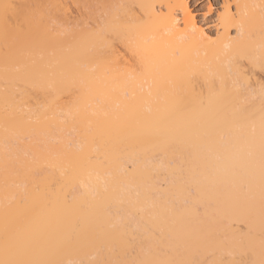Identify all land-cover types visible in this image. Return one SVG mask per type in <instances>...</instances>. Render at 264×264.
I'll list each match as a JSON object with an SVG mask.
<instances>
[{
	"label": "bare ground",
	"instance_id": "6f19581e",
	"mask_svg": "<svg viewBox=\"0 0 264 264\" xmlns=\"http://www.w3.org/2000/svg\"><path fill=\"white\" fill-rule=\"evenodd\" d=\"M220 1V11L216 13L215 19L211 23L215 31L214 39H211L209 33H206L203 28L195 22L194 17L191 15L187 0H0V264H6L7 258L9 264H15L14 256L16 260L22 257L19 260L22 264H31L32 262H36V264H47L49 263L45 258L47 253L50 254L49 264H51V262L52 264H76V261L79 262L77 264H107V260L108 264H111L112 260H114L115 264L118 263L117 259L119 260L118 264H264V0ZM72 7L75 9V12H72L74 11ZM70 12H72V14H70ZM180 79H182V82L187 79H192L191 81L199 79L207 83L208 87L205 85V87H207L206 91L211 97H208L209 95L205 93L208 100L205 102L204 106H202V103L199 101L200 93H198L199 96L196 95V92H194L195 94L193 93L195 96H193V94L191 95L192 91H194L192 90L193 88L191 89V93L188 92V94L191 95L190 98V96L187 97V91H184L181 95L178 93L179 91L177 93L174 92L177 90L175 88H171L172 92L164 91L166 89L164 85L165 89H163V91L161 89L164 87L159 89L161 92H157L158 90L152 91L153 100L143 99L141 101L142 103L139 104V109L137 108L138 111L135 110L137 113L135 115L133 113L132 115L130 114V116H135V118L133 116V119L129 116L130 119L128 121L132 120V123L124 120L128 116L124 114V107L128 110V105L125 103L126 100L125 102L123 101L124 98L123 100L121 99L122 97H120V95L128 94V91L122 92L126 90L124 87L131 82L127 83L126 80H133L131 85L129 84L135 87L131 95H137L142 98L144 95L141 94L136 86L145 87L146 90L148 88L147 86L153 85L150 81L169 80L170 82ZM89 80L106 81V83L108 81V84L110 83L109 81L124 80L127 84L120 82L124 85L122 87H120V83L118 85L115 84L117 88L114 86V88H112L110 86L111 83L109 85H106V83H102V85L99 84L101 85L100 90H95V95L101 96L95 99L98 103H94L93 100V103H89V105L86 102L87 100H80L82 101L80 104L84 101L85 104L83 103V106L77 105L78 108H76L77 106L74 107L75 105L69 108L65 107L64 111L69 112L72 108H75L74 115H76L77 112L81 115L80 118H77V116L79 117L78 113L77 116H74L78 122L75 121L76 119L74 120V118L71 119V116H73L72 112L68 113L71 116L67 115L68 118H65L66 120L70 119V122L68 121L69 125L72 121L76 122L77 125L82 123L78 126L75 125L74 122V124L72 123L73 126H71L77 132L74 131L71 126L68 127L69 129L64 127L68 125L64 117L59 118L58 116L55 117V119L51 118V120L55 122L50 120L52 123H48L51 117L49 115L51 114L49 109H52L50 108L52 98H50V96L58 95V92L61 93V90L66 92L70 87H72L71 91L73 90V92L76 88L75 90H77V93L80 91V94L84 92V95L86 92L91 94L94 91L91 90V87L95 83L90 82L91 84H88L87 81ZM135 80H139L140 82L137 81V83H135ZM142 81L146 82L144 83ZM209 81H215L216 84H214L215 82H211V85ZM180 85L185 88L183 84ZM180 85H178V83L176 84L181 91ZM103 86L105 87L104 89H102ZM107 86H110V88ZM170 87H173V85ZM216 87L219 89L220 94H218V96L216 94L215 96L214 92L213 98V94L208 92V90H212L213 92ZM155 88L157 87L155 86ZM217 88L216 90L218 91ZM90 94L87 95V97L92 96ZM185 94L187 95L185 96L186 99L189 98L191 100V111L194 113H191L193 116L190 118H193V121L188 118L189 114L187 118L192 122L190 124L185 119L188 123L186 124L184 122V125L181 126L183 127L181 128L182 132L178 131L179 128H177L175 124H172L174 122V120L171 119L172 117H166L169 118L167 119L168 121L164 118V120H162L163 122L165 121L163 125L159 123V126L162 127L156 130L159 129V132L161 130V134L158 132L156 136L161 135V137L159 136L161 139L156 137L157 141H155L161 142L160 146L159 143L157 144L159 146L158 149L161 148L158 157L143 158L140 154L135 153L136 149L134 153H127L128 155L126 154L124 157L121 156L122 158L119 156L120 154L117 153L120 157L117 160L122 159L120 160V165H118L119 168L116 164V172H118V174L112 176L111 173H105L106 171L99 172V174H97V171H95V173L91 171L89 174L88 172H83V175L80 174L81 180L80 178H77L78 181L74 179V184H72L74 185L73 192L75 197L70 195V202L76 197L79 198V196H81L82 198L81 200L79 198V202L73 200V202H69L68 204L65 202L66 198L62 196L65 204L60 203L59 199L62 200V198L59 196V191L57 192L59 194L58 196L52 193L54 194L53 197L56 196L57 198H50L47 187L51 185L50 181L52 182L51 175L54 173L53 170L55 168L54 171L62 173L65 168H62L63 170L61 172V169H56V167H60L59 164H61V162L58 164L60 156H56L55 159L50 160L51 156H49V154L51 155V153L49 152H52L53 145L55 144H53L54 142L52 143V137L49 136V128L53 126L51 128L52 133V129L57 130L58 127L64 129V131L62 130L63 132L60 133L62 138L65 136L63 135L65 131H71L73 138L70 136L72 139L69 138V140L71 139L69 142L65 143L64 139L66 136L62 139L59 134V137L57 136V141L63 142L60 143V145L56 144L54 146V149L65 147V150H69H67L68 153H70L69 156L66 155L67 151L64 154L65 150H63L65 160H73L77 156L76 158L81 161V155L84 150L81 148L82 146H85L84 148L86 149L88 148L87 146H90L88 149L95 152V154L97 153L96 156L99 154L97 158H100V155H103L104 158H111V155L108 157L110 152V154H112L111 147H108L110 148V152L108 150H104L106 151L104 152L103 148L106 147L101 143L104 142V144L107 145V143L111 142L107 139H110L109 137L112 135V130L110 129L113 127L112 123H115L114 126H117V120L120 117L125 121L120 124L121 126L122 124L125 126L121 127V131H118V133H120L122 131L124 132V130L126 131V124L133 128L134 126H138L137 123L140 121L138 123L141 124L138 126L139 128L134 127V130L130 128L131 132L129 133L131 134L135 130L136 132L141 130L140 135L142 137L144 136V141L142 140L143 143H138L141 146H143L144 143L147 145V139L149 137L145 140L146 135H142V130L143 128L144 130H150L153 126H149L150 128H148L146 125L145 127V119L148 118V123L151 125L152 120L156 119L150 121L148 116L154 112H158L159 115L161 113L167 115L171 113L170 111H177L180 109H177V103H179L180 100L177 101L178 98L176 100L174 98L179 95L182 97V95ZM36 95L42 96V99L44 96L43 101H45L46 104L42 101L43 107L40 103L38 104V102L32 101L31 96L37 100ZM146 95H149V92ZM126 96L125 98L127 99ZM25 97H29L31 100ZM24 98L27 101L30 100V103H37V105L33 103L34 108H30L31 110L28 111V108L24 107L27 104H23V102H29H26ZM209 100H211V102ZM31 105L30 107H32ZM86 105H89L87 106L89 109H87ZM187 105L188 103L186 107ZM18 106H23L24 109H22V107L18 108ZM172 106L176 108L174 109ZM39 107L44 109L41 111ZM21 109L23 112L26 110L27 114L26 112L23 113ZM39 110L41 113L43 112V114L37 112ZM129 110L131 109L129 108ZM34 111L37 112L38 118L36 115H33L36 114ZM121 111L124 115H121ZM131 111H129V113ZM28 112L30 113L29 115ZM62 116H64V114ZM138 116L142 120H138ZM61 118L63 119V123ZM59 119H61V121ZM79 119L83 121L81 120V122H79ZM135 119L138 122L135 121ZM169 120L173 122L171 123ZM181 121L183 122L184 120ZM53 122L56 125L55 127L52 125ZM57 122L58 124H56ZM134 122H136L135 125H133ZM86 123H88L90 127L95 125V127H97L95 129L97 130L90 128L88 124L86 129L84 127L87 126L85 125ZM188 124L193 125L189 127L193 128L192 131L187 127ZM48 125L52 126L49 127ZM120 125L118 124L117 127L120 128ZM184 127L186 129H184ZM45 129H47L48 132ZM61 129L59 128L60 132ZM106 129L111 133L108 132L106 133L107 135H105V132H107ZM152 129H154V127ZM59 130L57 131L59 132ZM98 130L104 133L103 136L100 132L101 136L103 138L106 137V139L101 141L103 138L99 134V138H96L98 136L91 137L94 144L89 141L90 144L86 142L89 145L83 142V136L87 133L89 134V132L90 135L93 132L95 133V131L98 133ZM116 130L113 132L116 133ZM156 130L154 134H156ZM40 131H43V134L42 132L40 134ZM72 131L75 132L73 134H75L78 139H74L75 135L72 134ZM84 131L87 133L85 134ZM136 132H134L135 134L133 133L134 136H136ZM148 132L149 131H145L144 133L148 134ZM178 132L182 135L184 132L185 135L183 138H187V134L189 135L191 133V137L188 136L186 140L189 141V144L185 145V148L183 145L188 142L184 143L186 141L180 139V142L183 144H181V148L183 147L182 149L186 150V148H190V155L187 154L186 150L183 153L184 158L180 155L182 152H174L172 151L173 149H171L173 148L172 142H174V145L178 143L180 135ZM118 133L113 134V137L117 138L115 135ZM15 135L18 140L21 139L20 137L23 139L24 137L25 139L31 138L28 144H21L26 147L18 145L19 148L17 146L20 151L16 149L17 147H12V145H15V141L13 142L14 138H16ZM108 135L110 136L108 137ZM137 135L139 134L137 133ZM182 135H180V137H182ZM59 138L62 139V141ZM85 138L84 140H87L88 136H85ZM93 138L95 140H100L102 138L100 140L101 143L99 141L100 145H97L99 149L96 146L98 140L95 142ZM151 138L152 136L150 139ZM190 138H193V143L189 140ZM23 139L18 141L16 145L20 144ZM154 139L152 140L154 141ZM79 140L85 144L82 145ZM105 140H107V143H105ZM57 141H55V143ZM11 142H13V144H11ZM49 142L53 145H50ZM64 143L65 145L63 146ZM129 143L131 146V142ZM113 144H115V142L110 145ZM67 145L73 146L71 147V149H73L71 150L66 147ZM80 145L82 146L80 147ZM139 145H137V147H139ZM157 145L156 147H158ZM91 146H93L92 149ZM178 146L180 147V144ZM150 147H148V149ZM50 148H52V150ZM175 148L176 147H174V149ZM25 149H27V151ZM80 149L82 150V154L80 155L79 153L80 157L79 155L75 156V153L77 154L78 151L80 152ZM117 149L118 148L114 150ZM145 150L143 149V151ZM18 151L22 153L20 154ZM25 151L28 154L25 153ZM85 152L86 150L84 153ZM103 153H107L106 157ZM175 153L178 156H176ZM185 153L190 157H185ZM62 155L61 160L64 157H62ZM24 156H31V158ZM96 156L94 155V157ZM57 157H59V159ZM186 158L190 159V161ZM111 159L113 160L114 158ZM50 161H52L51 164ZM185 161L191 162L190 167H188V169L190 168L191 170V172L188 171L190 176L184 171L182 172L183 174H180L181 170L179 167L182 168L181 165L186 167L189 164L188 162L185 166L184 163H187ZM74 162L76 163V160H73V164ZM175 162H177L178 166L176 170L174 169V172L177 173L178 170H180L178 172L180 176L182 175L183 177L185 173L187 176L185 175L183 178L188 177L186 180L178 176L182 178V182H180V179L178 178V180L175 176L177 182H180L177 188L173 187L175 183H177L175 182L176 180L173 181V178L171 179V174H169L170 171L174 176V172L168 169L169 166L172 169V165H174ZM54 163L56 165H53ZM63 164L65 165V163ZM73 164H71V166ZM74 165L76 167V164ZM74 165L72 166L73 168H70V171L66 169L68 175L74 174ZM49 166L53 168H49ZM65 166L66 168L71 167H67V163ZM81 167L82 165L79 167V170ZM129 167H134L135 169L137 167V170H141L142 174L146 172L144 177L148 175L147 173H162L161 177L164 180L161 179L160 182L164 183V186L168 184L167 181L170 183L175 182L173 183L174 185L169 184L165 187L166 193L172 192V189L175 188L173 189V194H170L172 197L164 193L165 191L163 190L164 192H162V194L164 193L167 198H164L165 195L163 194L164 196L162 195V197L164 199L161 197L163 202L161 200V202H158L157 193H160V191L157 189L158 185L154 184L153 178L149 179V177H151L150 175L144 180V182L149 180V183L145 182L147 183L145 186L143 184L144 182L142 184L139 183L140 185H136V182L132 184L133 179H130L131 182L128 180L130 177H126L128 179L117 180V178L125 177L121 175L124 174V172L126 173ZM48 169L50 173L52 171L51 175L50 173L46 174L49 171ZM188 169H186V171ZM166 171L168 172L167 177H165ZM86 173L89 176H87ZM109 174L112 178L109 177ZM34 175L37 176V179L34 178ZM84 175H86V177ZM106 176L109 177V179ZM18 177H21L26 184L23 190L20 184V180L22 179ZM110 179L117 180L120 184L114 180L111 182ZM150 181L153 182L151 183ZM186 181L189 182L190 186L189 188L186 187L187 190L183 188V185L186 186ZM13 182L19 184L21 189H17L19 187H17L18 185L15 186V183L12 185ZM47 184L50 185L48 186ZM141 185L144 186V188L142 187L143 191H147H145L147 193L145 195H148L152 199L148 196H146L148 197L146 198L142 194V189H140ZM171 185H173V188L168 191ZM34 186H36L37 189H34ZM103 194L108 195L105 197ZM153 194L156 195L155 200L157 201L156 204L159 203L158 205H155V202H153ZM101 196H103V200L109 197L110 202L113 201L114 203L115 201L114 204L119 202V204L117 203L118 206L112 205L113 203H111L112 207H108L107 211L106 209L104 210L106 205L102 207V210L105 212L98 210L95 204H101ZM111 196H114V199ZM170 197L172 199H169ZM78 198H76L77 201ZM83 199H86V204L89 202L88 206L86 205L85 207ZM90 201H92L93 204L90 203ZM177 201L181 202H179L180 206ZM121 203H123L122 206H120ZM187 203L189 205L186 207ZM70 204L74 205V207ZM123 205L126 208L124 209L127 210L126 212L120 210L123 209ZM81 206L89 210H87L88 214L82 212V210L85 211V208L83 209ZM92 206H94V209ZM114 207L120 211L115 214L111 213L109 209L111 208L112 210ZM136 212L139 213V218L140 216L142 218L141 223L138 222L139 220H135L136 217V219H139ZM101 215L102 220L104 219V221H106V223L103 222L102 226L104 224L107 226L108 224L107 227H109V232L116 230V228L120 226L121 228L119 229L122 231H119L122 233L125 232V235L128 236L126 237L124 235L126 239L125 237L123 238L125 240H127V238L129 239V237L131 238L130 245H128L130 242H128V240L127 242L124 241V243L116 241L117 244H113V246H120L118 249L121 248V252L119 255H115L113 254L114 252H111L112 256L110 259L107 258V255H109V250H112L113 246L112 244L109 246L110 241L107 245V242L104 241L106 240L105 233L102 231L99 232L100 228H102V226H100L102 220L99 218ZM82 217L85 218L83 219ZM86 217L88 220H86ZM95 217L99 218L98 221H101L99 222L100 228L98 227V230H96L98 232L94 231L96 234L95 236H91V238L86 235L87 237H83V239H85L81 241L86 242L87 239V243L89 244L93 241H97L95 244H99L100 241L98 242V239L101 237L102 232V237L104 235L105 238H100L102 241L99 245H105L106 248H109V253H106L105 256V258H107L106 262L102 260L104 256L102 255L99 258L101 254L97 252V256L94 255L96 253H91V251L90 253L86 252L85 255L88 254V257H85L87 258L85 261L83 260L85 258L81 259L85 255H81V257L77 256L80 259H77L75 256L69 257V255H65L68 258H63V260H65L64 262L58 258L60 253H53L52 255V253L47 251L50 239L52 240L53 237L57 235L53 234L55 232L54 229L57 231L63 221L75 222L76 220L77 222V219H79L78 222L82 220L83 223V221H94L96 219ZM180 217H185V219H183L184 221H181ZM38 221L46 222L45 225L42 223V227H37L40 230H37L35 225ZM56 221L57 224H59L58 226L55 223ZM51 223L52 225L55 224L54 226L56 228L52 226ZM8 224H11L10 227ZM22 224L23 226L27 224V226L25 225V231H22V229L19 230ZM28 224L31 225L29 228H27ZM47 224H49L48 228L50 227L51 229L47 230ZM32 225L33 228L35 226L34 230L33 228H31L32 230L30 229ZM107 227H105V229ZM128 228L131 229V233ZM29 229L32 233H30ZM103 229L104 228H102V230ZM35 230H37L36 234ZM75 230L77 231V228ZM75 230L73 229V232ZM43 231L46 232L42 234ZM76 231L74 233L75 236L70 237L73 241H77L81 230L78 229L79 232ZM134 231L136 233L140 232L139 234L142 236L136 241L138 245L132 239H136L137 236L139 237L140 235H133L135 233ZM39 232L41 233L39 234ZM127 232L129 233L127 234ZM29 233L37 235L38 237L36 238L34 235L31 236ZM20 234H23V236L25 235V240L29 239V242L28 240H26V242H28L29 246L31 245L29 248L31 252H33L32 254L26 253L25 248L23 251V249L21 250L19 247L18 244H21L20 242L22 240ZM45 234L49 235L46 237ZM26 235L31 238H27ZM43 235H45L44 238L42 237ZM118 235L119 238H117L123 241V238H121L122 234L119 232ZM48 236L50 238H48ZM32 237L35 239L32 241L34 245L32 242L30 243ZM46 238L49 239H47L48 245L41 244L43 241L47 242ZM142 238L143 240L141 241L140 239ZM88 239H92V242H89L90 240ZM102 242L104 243L102 244ZM132 242L135 243V246L133 245L134 247L131 246L133 244ZM140 245H142V247ZM128 246L129 248H127ZM32 247L35 248L32 249ZM36 247H38L39 252L42 253L40 254L42 255L40 259L42 258L44 260L38 258L36 261ZM100 247L99 249H102V246ZM131 247L132 249L136 248V250H131ZM12 248L14 251L16 249L17 252H14ZM106 248L104 249L106 250ZM18 250H21L20 253ZM122 250L124 252L127 251L124 254ZM132 251L138 252L134 253ZM13 252L14 254L16 253L17 256L14 255ZM22 252L23 254H21ZM129 252L132 253L128 255ZM43 253L46 254L44 255ZM28 255L30 256L28 257ZM31 255L35 257L33 258ZM117 255L119 257H117ZM121 255H125L127 258L125 259V256L121 257ZM74 257L76 260H74Z\"/></svg>",
	"mask_w": 264,
	"mask_h": 264
},
{
	"label": "rangeland",
	"instance_id": "374dc122",
	"mask_svg": "<svg viewBox=\"0 0 264 264\" xmlns=\"http://www.w3.org/2000/svg\"><path fill=\"white\" fill-rule=\"evenodd\" d=\"M187 3H188V5H189V9H190L191 15L194 17L195 22H197V24H198L199 26H201V27L203 28V30H204L206 33H209V35L211 36V39H214L215 31H214V29H213L211 23H212L213 20L215 19V15H216V13H218V12L220 11V8H221V1H220V0H187ZM72 8H73V7H72ZM72 8H71V9H72ZM72 10H74V11H72V12H75V9H74V8H73ZM70 11H71V10H70ZM72 12H70V14H72ZM73 14H75V13H73ZM72 17H73V16H72ZM209 31H210V32H209ZM211 31H212V33H211ZM191 80H192V79H191ZM191 80H190V79H187V80H185V81L183 80V82H182V79H180V80H175V81H170V82H169V80L150 81V82L153 83V85H151V86H147L148 88H147L146 90H145V87L140 86V87H141V89H140L139 86H136V88L140 90L141 94L144 95V97H142V98L139 97V96H137V95H131V93H133V90H134V88H135V87L130 86V85H131V82H133V80H129V81L126 80L127 83H129V82L131 81V82L129 83L130 85L127 84L126 81H124V80H123V81H122V80H120V81L117 80L118 83H117V81H109V82L111 83V84H110V83H109V84H110V86H111L112 88H114V87L117 88L115 84L118 85L120 82L123 83V84H127V86L124 87L126 90H123L122 92H125V91L127 92V91H128V94H126V95H128V96H126L125 94H121L120 97H122V98H121L122 100H123V98H124L123 101L125 102V100H126L125 103L128 105V106L125 105V106L128 107V110H127V108L124 107V109H125V113H124V114H125V116L128 115L124 120H125V121H128L130 118L133 119V116L137 113L136 111H138V109H139V104L142 103L141 101H142L143 99L146 98L147 100H153V92H154V91H157V90H158L157 92H161V90L163 91V89H165V86H166V89H165L164 91H167V92L170 91V92H172V89L175 88V89H177V90H175L174 92L177 93V92L179 91L178 93H179L180 95L183 94L184 91H185V92L187 91V94H188V92L191 93L192 90H194V91H192L191 95H192L194 92H196V93H197L196 95L199 96L198 93H200L199 101H200V103H202V106H204L205 102L208 100V97H211V96L209 95V93H207V91H206L208 85H207V83H205V81H201V80H199V79H198V80L195 79V80H193V81H191ZM135 81H136V80H135ZM135 81H134V82H135ZM137 81L140 82L139 80H137ZM137 81H136L135 83H137ZM165 81H166V82H165ZM90 82H94V83H95V84H93V86L91 87V88H92L91 90H94V91H93L94 94H93V93H91V94L89 93V94L92 95V96H88V97H87V95H89L87 92H86V94H85L86 96L84 95L85 92H84L83 94H80L81 92H80L79 90H78V91H79V92H78L79 94H78V93L76 92L77 90H75L76 88L74 89V92H73V90L71 91L72 87H70V89L68 88V89L70 90V92H69V90H67L66 92H65L64 90H61V93L58 92V95L50 96V98L52 97V98H51V106H50V108H52V109H49V111H51V114H49L51 117H50L48 123L51 124V123H52L51 121H54V120H51V118L55 119V117H58V116H59V118H60V117H64L65 122H67V124H68V121L70 122V119H68V120H66V119L68 118L67 115H69V114H68L69 112H72V113H73V116L69 115V116H71V119L74 118V120H75L76 117H74V116H77V113H78V115H79V117L77 116V118H80L81 115L79 114V112L76 111L77 113H76V115H74V113H75V110H74V109H75V108H72V110L69 109V110H70L69 112L64 111V110H65V107H68V108H69V107H72V106H74V105H75L74 107H76L77 105H78V106H83L85 103H84V101H83L84 104H83V103H82L83 105L80 104V102H82V101H80V100H87V101H86L87 104H89V103H93V100H94V103H98V101L95 100V99H98V97H101V96H97V95H95V90H98V91H99L100 88H101L100 86L102 85V83H106V81H100V80H95V81H93V80H92V81L89 80V81H87L88 84H91ZM142 82H144V81H142ZM145 82H146V81H145ZM145 82H144V83H145ZM173 82H174V84H173ZM184 82H185V83H184ZM203 82H204V83H203ZM209 82L211 83V82H213V81H209ZM214 82H215V81H214ZM214 82H213V83H214ZM84 83H85V81H84ZM112 83H113L114 85H113ZM121 83H120V84H121ZM170 83H171V84H170ZM177 83H178V85L183 84V85L185 86V88H184L182 85H180V86H181V87H180V88H181V91H180V89H178V87L176 86ZM99 84H101V85H99ZM109 84H108V81H107L106 85H109ZM123 84H121L120 87L124 86ZM156 84H157V85H156ZM214 84H216V82H215ZM214 84H213V85H214ZM160 85H161V86H160ZM164 85H165V86H164ZM172 85H173V87H170V86H172ZM205 85H207V87H205ZM211 85H212V83H211ZM104 86H105V85H104ZM104 86H103L102 89H104V88L106 87V86H105V87H104ZM110 86H107V87L110 88ZM113 86H114V87H113ZM155 86H156L157 88H155ZM175 86H176V87H175ZM190 86H191V87H190ZM93 87H94V88H93ZM118 87H119V86H118ZM149 87H150V88H149ZM162 87H164V88H162ZM167 87H169V88H167ZM189 87H190V88H189ZM212 87H213V86H212ZM217 87H218V86H217ZM217 87H216V88H217ZM124 88H123V89H124ZM130 88H131V89H130ZM161 88H162V89H161ZM171 88H172V89H171ZM192 88H193V89H192ZM216 88H214L213 92H212V90H208V92H210L211 94H213V93L215 92V93H214L215 96H216V94H217V96H218V94H220V91H219L218 88H217V89H218V91H217ZM153 89H154V90H153ZM159 89H161V90H159ZM167 89H168V90H167ZM184 89H186V90H184ZM191 89H192V90H191ZM65 90H66V89H65ZM182 90H183V91H182ZM98 91H97V92H98ZM150 91H151V92H150ZM152 91H153V92H152ZM144 92H145V94H144ZM148 92H149V95H146V94H148ZM180 92H181V93H180ZM217 92H219V93H217ZM176 93H173V94H176ZM205 93H206V95H209V96L207 97V96L205 95ZM52 94H53V93H52ZM194 94H195V93H194ZM194 94H193V96H195ZM214 94L212 95L213 98H214ZM82 95H84V96H82ZM122 95H124V96H122ZM177 95H178V94H177ZM180 95H179V96H176V98H174L175 100L178 98L177 101L180 100V102L177 103V104H178L177 109H178V108H180V109H178V110L176 109L177 111L173 110V111H175V112L170 111L171 113H170V114H167L168 116H167V115H164V113H161V114L159 115L158 112H156V113L154 112L155 114L153 113V114L149 115L148 117L150 118V121H151L152 119H156V120H152L151 125H150V123H148L149 120H147L148 118L145 119V121H144V122H145V123H144V124H145V127H146V125H147L148 128H150L149 126H151V127L153 126L155 130H156L157 128H160V129H161L162 126H159V123H161L160 125H163L165 121L163 122L162 120H164V118H166V117H169V118L172 117L171 119H173L174 122H173V121H170V120H169V121H170L171 123L173 122L172 124H175L176 127L179 128L178 131H180V132H182V131H181V128H183V127H181V126L184 125V122H185L186 124H187L188 122L191 124V122L193 121V120H192L193 118H192V119L190 118L191 116H193V115L191 114V113L193 112V111H191V110H192V109H191V104H190V103H191V100H190L189 98H188V99H189L190 101H189L188 99H186V97H185V96H187L186 94H185V95H182V97H181ZM191 95L188 94L187 97L190 96V98H191ZM47 96H49V95H47ZM47 96H46V98H47ZM81 96H82V97H81ZM125 96L127 97V99L125 98ZM150 96H151V98H150ZM202 96H203V98H202ZM41 97H42V96H41ZM41 97L36 95V98H37V100H38V101H37V100H35V98H33V96H31L32 101L38 102V104L40 103V105L42 106V105H43V104H42V101L44 100V96H43V99H42ZM84 97H85V98H84ZM25 98L28 99L29 97H28V98L25 97ZM25 98H24V99H25ZM31 98H29V99L31 100ZM38 98H39V99H38ZM80 98H81V99H80ZM196 98H198V97H196ZM204 98H205V99H204ZM17 99H18V98H17ZM24 99H22V100H24ZM26 99H25V100H26ZM33 99H34V100H33ZM146 99H145V100H146ZM209 99H211V98H209ZM30 100H29V101H30ZM212 100H213V99H212ZM17 101H18V100H17ZM29 101L26 100V102H29ZM49 101H50V99H49ZM78 101H79V102H78ZM89 101H90V102H89ZM197 101H198V100H197ZM199 101H198V102H199ZM209 101L211 102V100H209ZM19 102L21 103L20 100H19ZM35 102H33V103H35ZM43 102H45V101H43ZM29 103H30V102H29ZM29 103H25V102H23V104H27V105H28ZM33 103H30L28 106L26 105V106H24V107H25V108H28L27 110L29 111V110H31L30 108H34V107H33ZM77 103H78V104H77ZM187 103H188V105H187V107H186V104H187ZM23 104H22V105H23ZM31 104H32V105H31ZM35 104L37 105V103H35ZM35 104H34V106H35ZM44 104H46V102H45ZM177 104H175V105H177ZM179 104H180L181 106H180ZM189 104H190V105H189ZM19 105H20V104H19ZM30 105H31L32 107H30ZM40 105H39V106H40ZM89 105H90V104H89ZM89 105H86V107L89 106ZM41 106H40V107H41ZM78 106H77L76 108H78ZM129 106H130V107H129ZM131 106H132V107H131ZM179 106H180V107H179ZM19 107H22V109H24L23 106H18V108H19ZM37 107H38V106H37ZM37 107H35V108H37ZM40 107H39V108H40ZM42 107H43V106H42ZM48 107H49V106H48ZM172 107H174V109L176 108L175 106H172ZM129 108H130L132 111L129 110ZM137 108H138V109H137ZM22 109H21V111L23 112ZM40 109H41V108H40ZM43 109H44V108H43ZM43 109H41V111H42ZM45 109H46V108H45ZM61 109H63V110H61ZM87 109H89V108L87 107ZM124 109H123V112H124ZM17 110H18V109H17ZM66 110H67V109H66ZM135 110H136V111H135ZM21 111H20V112H21ZM32 111H33V110H32ZM44 111H45V110H44ZM49 111H48V112H49ZM61 111H62L63 113H62ZM73 111H74V112H73ZM78 111H79V110H78ZM127 111H128V114H127ZM129 111H131V112L129 113ZM133 111H134V112H133ZM25 112H26V114H27V111H26V110H25L23 113H25ZM37 112H40V110L37 111ZM37 112L34 111V113H36V114H33V112H32V114H33L34 116L36 115V117H37V116H38V115H37ZM64 112H67V113H64ZM123 112H122V111L120 112V113H122L121 115H124ZM40 113H41V112H40ZM44 113H45V112H44ZM85 113H86V112H85ZM88 113H89V112H88ZM88 113H87V115H88ZM132 113H133L134 115H133V116H130V114L132 115ZM140 113H141V112H140ZM168 113H169V112H168ZM193 113H194V112H193ZM19 114H21V113H19ZM29 114H30V113L28 112V115H29ZM38 114H39V113H38ZM41 114H43V112H42ZM63 114H64V116H62ZM65 114H66V115H65ZM162 114H163V115H162ZM165 114H166V113H165ZM189 114H190V115H189ZM22 115H23V114H22ZM49 115H48V116H49ZM85 115H86V114H85ZM87 115H86V116H87ZM153 115H154V116H153ZM161 115H162V116H161ZM188 115H189V116H188ZM23 116H24V115H23ZM25 116H26V115H25ZM42 116H44V115H42ZM119 116H120V114H119ZM129 116H130V118H129ZM156 116H157V117H156ZM160 116H161V117H160ZM187 116H188L189 119L192 120L191 122H190V120H188ZM39 117H40V114H39ZM45 117H46V114H45ZM66 117H67V118H66ZM180 117H181V118H180ZM37 118H38V117H37ZM47 118H48V117H47ZM65 118H66V119H65ZM86 118H87V117H86ZM122 118H123V116H122ZM127 118H128V119H127ZM134 118H135V116H134ZM169 118H166V120L169 119ZM183 118H184V119H183ZM39 119H40V118H39ZM42 119H43V118H42ZM61 119H62V118H61ZM61 119H59V120L61 121ZM82 119H83V118H82ZM82 119H79V120H80L79 122H81ZM84 119H85V118H84ZM117 119H118V118H117ZM120 119H121V117L117 120V123H118L119 125H120L121 123L125 122V121H123L122 119H121V120H122V121H121ZM126 119H127V120H126ZM137 119L139 120V119H141V118H139V116H138ZM160 119H161V121H160ZM185 119H186L188 122H187ZM43 120H45V119H43ZM50 120H51V121H50ZM59 120H58V122H59ZM141 120H142V119H141ZM146 120H147V121H146ZM176 120H177V121H176ZM181 120H184V121L182 122ZM45 121H46V120H45ZM75 121L78 122L77 119H76ZM82 121H83V120H82ZM118 121H119L120 123H119ZM135 121H137V120L135 119ZM154 121H155V122H154ZM158 121H159V122H158ZM167 121H168V120H167ZM54 122H55V121H54ZM54 122H53L52 125H54V127H55L56 125H55ZM58 122H57L56 124H58ZM73 122H74V121H72V123H73ZM85 122H86V120H85ZM128 122H131V123H132V120H130V121H128ZM137 122H138V121H137ZM139 122H140V121H139ZM139 122H138V123H139ZM146 122H147V124H146ZM153 122H154V123H153ZM162 122H163V123H162ZM60 123H61V122H60ZM62 123H63V119H62ZM72 123H71L70 125H69V124H68V125H65V124H64V125H65L64 127H67V128H68L69 126L72 125ZM74 123H75V125H77L76 122H74ZM74 123H73V124H74ZM117 123H116V124H117ZM131 123H130V125H131ZM135 123H136V122H134L133 125H135ZM138 123H137L138 126L141 125V124H138ZM193 123H194V122H193ZM79 124H82V123H79ZM79 124H78V125H79ZM87 124H88V123H86L85 125H87ZM114 124H115V123H114ZM114 124L112 123V126H113V127H116V128H113V127L110 128V129L112 130V131H111V132H112V135L110 134L112 137H111L110 135H108V137L110 136V137H109L110 139H107L109 142H110V141H111V142H110V143H107V142H106L107 140H105V143H107L108 146L105 145L104 142L101 143V141H103L104 139H106V137L103 138V137L101 136L100 132L102 133L103 136H104V133H103L102 131H100V130H98L99 132L97 131L98 133H96V131H95V133H94V132L91 133V135H92V134H98V135H92V136L90 135V132H89V134H88L87 132H85V131H86V130H85V131H84L85 134H86V133L88 134V135L86 134L85 136H88V139H87V140H84V139H86L85 136H83L84 138L82 137L83 142L86 143V142L89 141L90 143L93 142V144H94V141L91 140V137H93V136H98V137H96V138H99V134H100V136L103 138V139L101 138L102 140L100 139L101 141L98 140V139H97L98 141L95 140L94 138H93V139L95 140V142L97 141L98 143H99V141H100V143L103 144L104 147H106V148H103V151H104V150H108V151L110 152V148H108V147H111V149H112L111 151H112V154H113V155L110 154V153H111V152H110L109 155H108V157L111 155V156H112L111 158H114V159H113L114 161H113L110 157H109V158L106 157V154H107L108 152H107L106 154L103 153V154H105V157H106V158H104L103 155H100V158H97L99 154L96 156L97 153L95 154V152H92L90 149H88V148H90V146H87V147H88L87 149L84 148L85 146H82V145H84L85 143L83 144V142L80 141V140H81V138H80L79 141H80V143H82V145H80V147L82 146L81 148L84 149V150H83V154L81 153V152H82L81 149H80V152L78 151L77 154L75 153V156H76V155H79V153H80V155L82 154V155H81V161H82V162H81L78 158H76L77 156L75 157V159H73L74 161L76 160V163L74 162V164H76V167H75V165L73 164V160H71V159H70V160H68V159L65 160V155H64V154L66 153V151H67L68 149L65 150V147L59 149L58 146H57L58 149H54V148H55L54 146H55L56 144H57V145H60V143L63 142L62 139H63L65 136H66V137H65L66 141H65V139H64V142H65V143L69 142V141L73 138L72 135H71V131H69V130L66 129V130L69 131V132H66V131H65V133L63 134V135H65V136H63V138H62V135H61L60 133H62V132L64 131V129H61V127H58L57 130H59V128H60V129H61V132H60V130H59V132H58L57 130H53V129H52V131H53V133H52V132H51V128H52L53 126L50 125V126H52V127L49 128L48 131L50 130V134H49V136H51L52 138H51V137H49V138H51V140H53L52 143L54 142L53 144H55V145H53V144H51V143L49 142L50 145H53V150H52V148H50V149L52 150V152H49V153H51V155L49 154V156H51V158H50V157H49V158H50V160H51V159L53 160V159L56 158V156H60V161H59V162L57 161V162H58V164L61 162L62 167H61V164H59V166H60L61 168H60V167H58V168L56 167V169H58V170L61 169V170H60V172H61V171L65 168L64 171H62V173H59V171H58V172H57V171H54V170H55V168H54V170H53L54 173H52V171H51L52 175H51V173H50V170H49V169H48L49 171L47 170L48 173H46V174H49V173H50V175H51V177H52V182L50 181L51 185L49 184V185H50V186H49V185L47 184V185L49 186V187H47V190H48V192H49V196H50V198H57L56 196L53 197V195L55 194V195L58 196V195L60 194L59 196L62 198V200L59 199L60 203H64V204H65V202H66V203L69 204L70 199H71V198H70V195L74 196V192H73V189H74V185H73V184H74V183H73V182H74V179H76V180L78 181V179L80 178V180H81L82 178H81L80 174L83 175V172H88V174H89V173H91V171H94V173H95V171H97V174H99V172L101 173V172H103V171H104V172L106 171L105 173H107V174H108V173H111L112 176H113L114 174H118V172H116V171H117V169H116V164H117V167H118V165H120V160H122V159H120V160H117V159L120 158L121 156L124 157L127 153H128V154H132V153H134L135 149H136L135 153L140 154V156H142L143 158H144V157H145V158H151V157H152V158H155V157H158V156H159L158 154H160V150H161V148H160V149H158V148H159L161 142H160V143H159V141H158V142H155V141H157V140H156V137H158V138L161 137V135H159L160 137H159V136H156V135H158L157 133L159 132V131H158L159 129L156 130V134H154L155 130L152 129L153 127H152L150 130H149V129H146V128H145L146 130H144V128H143V130H142V135H143V134L146 135L145 140H146L148 137H149V138L147 139V145H145V143H144V145L142 144L143 146H141V145H139V143H143V141H144V139H143L144 136L142 137V136L140 135V134H141V133H140L141 130H140L139 132H136V130L134 131V132H136V136L133 135L134 132L131 133V134L129 133V132H131V129L134 130V129H135L134 127H138V126H134L133 128H131L130 126H128V124L125 123V124H126V131L123 129L125 133H124L123 131H122L123 133H122V132L118 133V131L121 129V127H125V126H123V124H122V126L120 125V128H118V127H117L118 124H117V126H114ZM144 124H143V125H144ZM148 124H149V125H148ZM178 124H179V125H178ZM186 124H185V127H186ZM78 125H77V126H78ZM83 125H84V124H83ZM88 125H89V124H88ZM88 125H87V126H84V127L87 129ZM175 125H174V126H175ZM188 125H189V124H188ZM188 125H187L188 128L193 126V125H189V126H188ZM48 126H49V125H48ZM50 126H49V127H50ZM58 126H59V125H58ZM72 126H73V125H72ZM72 126H71V127H72ZM131 126H132V125H131ZM64 127H62V128H64ZM84 127H83V128H84ZM89 127H90V125H89ZM93 127H94V128H93ZM185 127H184V129H186ZM72 128H73V127H72ZM90 128H92V129H94V130H97V129H95V128H97V127H95V125H93V126L90 127ZM112 128H113L114 130H113ZM130 128H131V129H130ZM138 128H139V127H138ZM138 128H137V130H138ZM54 129H56V128H54ZM68 129H69V128H68ZM73 129H74V128H73ZM79 129H80V128H79ZM88 129H89V128H88ZM92 129H91V130H92ZM116 129H117V130H116ZM190 129H191V131H192L193 128H189V130H190ZM38 130H39V129H38ZM45 130L47 131V129H45ZM62 130H63V131H62ZM70 130H71V129H70ZM81 130H82V129H81ZM115 130H116V133H118L117 135H115V136H117V138H116V137H113V136H114L113 134H116V133H114ZM121 130H122V129H121ZM121 130H120V131H121ZM152 130H153V132H152ZM43 131H44V130H43ZM43 131H40V134H41V132H42V134H43ZM48 131H47V132H48ZM74 131H76V130L74 129ZM78 131H79V130H78ZM82 131H83V130H82ZM89 131H90V130H89ZM106 131H107V132L104 131V132H105V135H107L106 133L109 132L107 129H106ZM113 131H114V132H113ZM145 131H146V132L149 131L148 134L144 133ZM185 131H186V130H185ZM185 131H184V132H185ZM37 132H38V131H37ZM76 132H77V131H76ZM91 132H92V131H91ZM111 132H109V133H111ZM180 132H178V133L180 134ZM184 132H183V135L180 134V135H182V137H180V135H179L178 143H176V144L174 145V142H172V143H173V148H171V149H173L172 151H174V152H175V151L182 152L181 154L177 152L178 154H180V155L182 156V158H184V154H183V153H184V151H186V150H187V151H186L187 154L190 155V153H189L190 148H189V147H188V149L186 148V150H184V149H182V148H183L185 145H188V144H189V141H186V140H187L188 136H190L191 133H190L189 135L187 134V136H186L187 138H183V136L185 135ZM187 132H188V130H187ZM38 133H39V132H38ZM38 133H37V134H38ZM69 133H70V134H69ZM73 133H75V132L72 131V134H73ZM78 133H79V132H78ZM137 133H138L139 135H137ZM159 133L161 134V130H160ZM32 134H33V133H32ZM35 134H36V132H35ZM59 134L61 135L60 137L62 138V139H60V138H59V139H60L62 142L57 141V139H58L57 136L59 137ZM82 134H83V132H82ZM123 134H124V135H123ZM134 134H135V133H134ZM150 134H151V135H150ZM47 135H48V133H47ZM68 135H69V137H68ZM73 135H75V134H73ZM79 135H80V134H79ZM153 135H154L155 137H154ZM177 135H178V134H177ZM192 135H193V134H192ZM70 136H71L72 138H71ZM81 136H82V135H81ZM81 136H80V137H81ZM139 136H140V137H139ZM151 136H152V138L150 139ZM15 137H16V135H15ZM18 137H19V135H18ZM32 137H33V136H32ZM74 137H75L74 139H78V138L76 137V135H75ZM120 137H121V138H120ZM124 137H125V138H124ZM128 137H129V138H128ZM190 137H191V136H190ZM192 137H193V136H192ZM20 138L23 139L22 137H20ZM28 138H29V137H28ZM67 138H68V139H67ZM69 138H71V139L69 140ZM89 138H90V139H89ZM130 138H131V139H130ZM141 138H142V139H141ZM154 138H155V139H154ZM15 139H16V140H15ZM21 139L18 140L17 137L14 138L13 142L15 141V145H14V146L12 145V147L16 148L18 145H19V146H25V145H21V144H22V143H26V144H28L29 141H30L29 139H31V138H29V139H25V137H24V139L22 140V142H20V144H17V145H16V143H18V141H20ZM111 139H112V140H111ZM152 139H154V141H153ZM160 139H161V138H160ZM180 139H181L182 141H186V142H184V143H187V142H188V143L183 145L182 142H180V141H181ZM51 140H49V141H51ZM67 140H68V141H67ZM90 140H91V141H90ZM131 140H132V141H131ZM142 140H143V141H142ZM148 140H149V141H148ZM158 140H159V139H158ZM174 140H175V139H174ZM174 140H173V141H174ZM176 140H177V138H176ZM189 140H191L192 143H193V138H190ZM55 141H57V142H59V143H57V142L55 143ZM13 142H11V144H13ZM89 142H88V143H89ZM97 142H96V146H97V145H100V143L98 144ZM114 142H115V144H116L117 146H116L115 144L110 145V144H112V143H114ZM118 142H119L120 144H119ZM122 142H123V143H122ZM129 142H131V146H130V143H129ZM132 142H133V143H132ZM138 142H139V143H138ZM149 142H150V143H149ZM176 142H177V141H176ZM65 143L63 144V146L65 145ZM88 143H86V144H88ZM90 143H89V144H90ZM128 143H129V144H128ZM136 143H137V145H139V147H137ZM152 143H153V144H152ZM158 143H159V146L157 145ZM190 143H191V142H190ZM192 143H191V144H192ZM89 144H88V145H89ZM121 144H122V146H121ZM154 144H155V145H154ZM179 144H180V147L178 146ZM181 144L183 145L182 148H181ZM191 144H190V145H191ZM5 145H6V144H5ZM91 145H92V144H91ZM103 145H101V146H103ZM109 145H110V146H109ZM124 145H125V146H124ZM156 145H157L158 147H156ZM192 145H193V144H192ZM19 146H18V147H19ZM48 146H49V145H48ZM63 146H60V147H63ZM93 146H94V145H93ZM93 146H91V149H92ZM101 146H100V147H101ZM114 146H115V148H114ZM132 146H133V147L135 146V147L133 148ZM140 146H141V147H140ZM150 146H151V147H150ZM152 146H153V147H152ZM18 147H17L16 149L20 151V149H18ZM25 147H26V146H25ZM66 147H68V148L71 149V147H73V146H69V145H67ZM94 147H95V146H94ZM97 147H98V149H99V146H97ZM120 147H121V148H120ZM148 147H150V148L148 149ZM171 147H172V146H171ZM174 147H176L175 149H177V150H175ZM177 147H179V148H177ZM19 148H20V147H19ZM23 148H24V147H23ZM101 148H102V147H101ZM116 148H118V149H117V150H114V149H116ZM142 148H143L144 150H145V149H146V150L143 151ZM151 148H152V149H151ZM155 148H156V150H155ZM184 148H185V147H184ZM192 148H193V146H192ZM72 149H73V148H72ZM72 149H71V150H72ZM93 149H94V148H93ZM139 149H140V150H139ZM141 149H142V150H141ZM153 149H154V150H153ZM178 149H179V150H178ZM17 150H16V151H17ZM25 150L27 151V149H25ZM63 150H65V152H64ZM85 150H86V152H87V153L85 152L86 154L84 153ZM87 150H89V151H91V152H89V151H87ZM100 150H102V149H100ZM158 150H159V151H158ZM19 151H18V152H19ZM22 151H23V150H22ZM26 151H25V153H27ZM49 151H50V150H49ZM68 151H69V150H68ZM68 151H67V153H68ZM157 151H158V152H157ZM191 151H192V150H191ZM191 151H190V152H191ZM63 152H64V154H63ZM73 152H75V151H73ZM104 152H106V151H104ZM123 152H124V153H123ZM19 153L21 154L22 152H19ZM23 153H24V152H23ZM67 153H66V155L69 156L70 153H68V154H67ZM88 153H89V154H88ZM91 153H92V156H91ZM93 153H94V155H95L96 157H94ZM115 153H116V154H115ZM117 153H119L120 155L117 154ZM27 154H28V153H27ZM29 154H30V152H29ZM62 154H63V155H62ZM84 154H85V155H84ZM101 154H102V153H101ZM123 154H124V155H123ZM128 154H127V155H128ZM182 154H183V155H182ZM187 154L185 153V157H188V156H189V155H187ZM52 155H53V156H52ZM61 155H62V157L64 156L62 160H61ZM72 155H74V154H72ZM80 155H79V157H80ZM88 155H89V156H88ZM114 155H115V156H114ZM118 155H119L120 157H119ZM175 155H176V153H175ZM180 155H179V157H180ZM191 155H192V153H191ZM22 156H23V154H22ZM101 156H102V158H101ZM176 156H178V155H176ZM24 157H29V158H31V156H24ZM73 157H74V156H73ZM122 157H121V158H122ZM189 157H190V156H189ZM189 157H188V158H189ZM57 158L59 159V157H57ZM66 158H67V157H66ZM69 158H70V157H69ZM71 158H72V157H71ZM82 158H83L84 161L82 160ZM84 158H85V159H84ZM180 158H181V157H180ZM182 158H181V160L183 161ZM188 158H186V159H188ZM58 159H57V160H58ZM115 159H116L117 161H116ZM184 160H185V159H184ZM188 160L190 161V159H188ZM189 161H188V162H189ZM51 162H52V161H50V164H51ZM54 162H55V161H54ZM80 162H81V164H80ZM183 162H184V161H183ZM185 162H187V161H185ZM188 162H187V163H184L185 166H186V164H188ZM63 163H65V165H66V163H67V167H68V166H71V164H73V165H74L73 172L75 171L74 174H72V175H68V172H67L68 169H69V171H70V170H71L70 168H73V167H72L73 165H72L71 167H69V168H66V166H65ZM121 163H122V162H121ZM179 163L182 164L181 162H179ZM83 164H84V165H83ZM180 164H179V165H180ZM53 165H56V164L54 163ZM63 165H64V167H63ZM81 165H82V167H81L80 170H79V167H80ZM190 165H191V162H189V164H188L186 167H183L184 165H181L182 168L179 167L180 170H181L180 174H183L182 172L184 171L185 173L187 172V173L189 174L188 176H190V173L188 172V171L191 172L190 168L188 169V167H190ZM57 166H58V165H57ZM86 166H87V167H86ZM114 166H115V167H114ZM173 166H174V167H173ZM177 166H178V164H177V162H175L174 165H172V169H171L170 166H169L168 169L171 170L172 172H174V171L177 169V168H176ZM49 168H53V167H52V166H49ZM62 168H63V169H62ZM118 168H119V167H118ZM179 168H178V169H179ZM66 169H67V170H66ZM81 169H82V170H81ZM174 169H175V170H174ZM186 169H188V170L186 171ZM76 170H78V171H76ZM180 170H178V172H179ZM108 171H109V172H108ZM71 172H72V171H71ZM73 172H72V173H73ZM76 172H78V173H76ZM176 172H177V171H176ZM178 172H177V173H178ZM140 173H141V174H140ZM145 173H146V172H144V173L142 174L141 170H140V171H139V169L137 170V167H136V169H135L134 167H133V168H132V167H129V168L126 170V173L124 172V174L121 175V176H123V177L125 176V177H124V178H122V177L117 178V180H118V179H128V178H126V177H130L128 180L131 182L130 179H133L132 184H134V183L136 182V185H140V184H142V183L144 182V180H146L145 178L149 177V175H150L151 177H149V179H150V178H151V179L153 178L152 180L154 181V184L158 185V186H157V189L160 191V193H157V198H158V199H157V198H156V199H157L158 202H159L160 200L163 202L162 199L167 198V196L164 194V193H166V191H165V187L168 186L169 184H173V183L177 182L176 177H177V179H178V178H179L178 176H180L179 173L177 174V173H175V172H174V176H173L172 173L169 171V174H171V176H172L171 179L173 178L172 180H173V181L176 180V181L173 182V183H170L169 181H167L168 184L165 183L166 186H164V185H163L164 183H161V182H160L161 179L164 180V179L161 177L162 173H160V174H153V173H152V174H149V173H147L148 175L144 177V175H146ZM185 173H184V176L186 175ZM70 174H71V173H70ZM84 174H85V173H84ZM88 174L86 173L87 176H89ZM139 174H140V175H139ZM86 175H84V176L86 177ZM94 175H95V174H94ZM101 175H102V174H101ZM164 175H165V174H164ZM167 175H168V172L166 171V175H165V177H167ZM34 176H35L34 178L37 177L36 175H34ZM77 176H78V177H77ZM79 176H80V177H79ZM90 176H91V174H90ZM97 176H99V175H97ZM107 176H108V175H107ZM107 176H106V177H107ZM112 176H110V174H109V177L112 178ZM175 176H176V177H175ZM184 176H183V177H184ZM186 176H187V175H186ZM41 177H42V176H41ZM47 177H50V176H47ZM85 177H83V178H85ZM109 177H107V178L109 179ZM116 177H117V176H116ZM116 177H115V179H116ZM165 177H164V178H165ZM169 177H170V176H169ZM180 177H182V175H181ZM183 177H182V178H183ZM18 178H19V177H18ZM18 178H17V179H18ZM20 178H21V177H20ZM20 178H19V179H20ZM38 178H39V177H38ZM77 178H78V179H77ZM182 178H179L180 180H179V179H178V180H179L180 182H182V181H181ZM187 178H188V177H187ZM187 178H183V179H186V180H187ZM19 179H18V180H19ZM21 179H22V178H21ZM36 179H37V178H36ZM39 179H40V178H39ZM46 179L49 180L48 178H46ZM72 180H73V181H72ZM113 180H114V179H113ZM113 180L110 179L111 182H112ZM117 180H114V181L116 182ZM172 180H171V182H172ZM15 181H16V180H15ZM36 181H37V180H36ZM119 181H121V180H119ZM124 181H126V180H124ZM148 181H149V180H148ZM148 181H145V182H148ZM153 181H152V182H153ZM184 181H185V180H184ZM115 182H114V184H115ZM145 182L143 183L144 186H145V184L147 185V183H145ZM150 182H151V181H150ZM152 182H151V183H152ZM162 182H163V181H162ZM180 182H179V183H178V182L175 183V185L173 184L174 186L171 185L169 188L167 187V188H168V191H169V189L171 190V188H173V187L177 188V187L179 186ZM14 183H15V182H13L12 185H14ZM18 183H19V182H18ZM72 183H73V184H72ZM117 183H118V181H117ZM139 183H140V184H139ZM148 183H149V182H148ZM151 183H150V184H151ZM184 183H185V182H184ZM15 184H16V183H15ZM20 184H21V186H22V190L25 189L26 184H25V182H24L23 179L20 180ZM118 184H120V183H118ZM161 184H162V185H161ZM176 184H178V185H176ZM17 185H18V186H17ZM116 185H117V184H116ZM15 186L19 187V188L16 187L17 189H21L20 186H19V184H16ZM144 186L141 185V186H140V187H141L140 189H142V187L144 188ZM163 186H164V187H163ZM172 186H173V187H172ZM13 187H14V186H13ZM35 187H36V186H34V189H37V187H36V188H35ZM181 187H182V186H181ZM186 187H187V188L190 187L188 181H186V186L183 185V188H185V190H187ZM38 188H39V187H38ZM161 188H162V189H161ZM163 188H164V189H163ZM175 188H173V189H175ZM173 189H172V192H167L166 194H168L169 196L172 197V195H170V194H171V193L173 194ZM163 190H164L165 192H164ZM36 191H37V190H36ZM58 191H59V194L57 193ZM145 191H146V190H145ZM145 191H143V189H142V192H143L142 194L146 197V196H148V195H145V194H147V193H146L147 191H146V192H145ZM48 192H47V193H48ZM55 192H56V193H55ZM162 192H164L163 194H164L166 197L162 194ZM52 193H54V194H52ZM158 194H159V196H158ZM103 195L106 197L108 194H106V195L103 194ZM153 195H154V194H153ZM153 195H152V197H153V202H155V203H154L155 205H158L159 203L156 204L157 201L155 200L156 195H154V196H153ZM162 195L164 196V198L162 197ZM62 196H64V197L66 198V201H65V202H63L64 200H63V197H62ZM109 196H110V194H109ZM74 197H75V196H74ZM111 197L114 199V196H111ZM148 197H149V196H148ZM148 197H146V198H148ZM159 197H160V198H159ZM161 197H162V199H161ZM171 197H170L169 199H172ZM58 198H59V197H58ZM76 198H78V197H76ZM76 198L73 199V200L76 201V202H79V198H80V200H81L82 197L79 196L78 201L76 200ZM101 198H102V200H101V201L99 200V201L101 202V204H95V207H96L98 210H102V207H103L104 205H106V208H104V210L106 209V211H107V210H108V209H107L108 207H112V205H116V206H118L117 203L119 204V202H116V204H114L115 201H114V203H113V201L110 202L109 197L105 198L106 200H105V199L103 200V196H101ZM112 198H111V199H112ZM149 198H150V197H149ZM113 199H112V200H113ZM150 199H152V198H150ZM73 200H72L71 202H73ZM83 200H84V199H83ZM85 200H86V199H85ZM85 200H84V203H85ZM59 201H58V202H59ZM67 201H68V202H67ZM87 201H88V200H87ZM161 201H160V202H161ZM71 202H70V203H71ZM80 202H81V201H80ZM177 202L179 203L180 201H177ZM81 203H82V202H81ZM88 203H89V202H88ZM88 203H87V204L85 203V207H86V205L88 206ZM90 203H92V201H90ZM95 203H96V202H95ZM111 203H113V204L111 205ZM180 203H181V202H180ZM180 203L178 204L179 206H180ZM68 204H67V205H68ZM72 204H73V203H72ZM72 204H70V205H72ZM74 204H75V203H74ZM77 204H78V203H77ZM92 204H93V203H92ZM92 204H91V205H92ZM122 204H123V203H121L120 206H122ZM161 204H162V203H161ZM161 204H160V205H161ZM171 204H172V203H171ZM70 205H69V206H70ZM81 205H82V204H81ZM178 205H177V206H178ZM188 205H189V204L187 203L186 207H187ZM69 206H68V207H69ZM72 206L74 207V205H72ZM79 206H80V205H79ZM83 206H84V204H83ZM181 206H182V205H181ZM77 207H78V206H77ZM81 207H82V206H81ZM85 207H82V208L84 209ZM90 207H91V206H90ZM92 207H93V209H94V206H92ZM182 207H184V206H182ZM65 208H66V207H65ZM122 208H123V209L125 208L124 205H123ZM66 209H67V208H66ZM78 209H79V208H78ZM123 209H120V210L123 211V212H124V211H125V212L127 211V210H125L126 208H125L124 210H123ZM80 210H81V209H80ZM87 210H88V209H87ZM87 210H86V208H85V211L82 210V212H84L85 214H88V211H89V210H88V211H87ZM104 210H102V211H104ZM109 210H110V212L113 213V214L118 213V211H120V210L117 209L116 207H114V209H112V210H111V208H110ZM113 210H114V211H113ZM157 210H158V209H157ZM74 211L77 212L76 210H74ZM91 211H92V208H91ZM93 211H94V210H93ZM102 211H101V212H102ZM72 212H73V210H72ZM72 212H70V213H72ZM104 212H105V211H104ZM92 213H94V212H92ZM102 213H103V212H102ZM102 213H101V214H102ZM136 213H137L136 215L138 216L139 213H138V212H136ZM67 214H68V212H67ZM72 214H73V213H72ZM85 214H84V215H85ZM90 215H92V214H90ZM70 216H71V214H70ZM95 216H96V215H95ZM92 217H94V216H92ZM101 217H102V215L99 217L100 220H102ZM82 218L84 219L85 217H82ZM95 218H96L97 220H96V219H95V220L93 219L94 221H83V223H82V220H81V222H78L79 219H77V222H76V220H75V222H74V221H63V222L61 223V225L58 227L57 231L54 229L55 232L53 231V232H54L53 234H57V235L53 237V234H52L53 239H52V240L50 239V241H49V245H48V241H47V239L51 237V234H50V237L48 236V238H46V241H47V242H44V241H43V243L41 242V244H44V245L47 244V245H48V246H47V247H48V248H47V251H49V253H52V255H53V253H60V254L58 255V258L61 259V261L63 260V258H65V259L68 258V257H66L65 255H69V257H71V256H75V257H77V256L79 257V256H80V257H81V255L83 256V255L86 254V252L90 253V251H91V253H92V252H93V253H96V252H97V253H100L101 255L98 254V255H99V258H100V256L103 255L104 258H103L102 260H104V262H106L107 258L110 259V257L112 256V253H113V252H114L113 254H115V255H116V254H118V255L120 254V252H121L120 249H121V248L118 249V248L120 247V246H118L120 242H123V243H124V241L127 242V240H128V242L130 241V242L128 243V245H130V244H131V240H130L131 238L129 237V239L127 238V240H125L126 237H128V236L125 235V234H126L125 232H124V233L121 232L122 230L119 229V228H121L120 226H118V228H116V230H112V229H110V230H112V232H109V229H108L109 227H107L108 224H107V226H105L106 224H104V225L102 226L103 222L106 223V221H104V219L102 220V223L100 224V226H102V228H104V229L102 230V228L99 227V222H101V221H98L99 218H97V217H95ZM136 218H137V217H136ZM136 218H135V220H139V221H138L139 223L142 222V218H141V216H140V218H139V216H138L139 219H136ZM107 219H109V218H107ZM157 219H158V218H157ZM183 219H185V217H183V218L180 217V220H181V221H184ZM186 219H190V218H186ZM86 220H88L87 217H86ZM155 220H156V219H155ZM158 220H159V219H158ZM143 221H146V220H143ZM185 221H186V220H185ZM187 221H188V220H187ZM8 222H9V221H8ZM35 222H36V221H35ZM47 222H48V221H47ZM58 222H59V221H58ZM15 223H16V222H15ZM37 223H38V224H37ZM37 223H35L36 228H37L38 226H39V227H40V226L42 227L43 224H44V225L46 224L45 221H44V222H43V221H42V222H41V221H38ZM40 223H41V224H40ZM42 223H43V224H42ZM48 223H50V222H48ZM55 223L57 224V221H56ZM80 223H82V224H80ZM11 224H12V221H11ZM11 224H10V225H11ZM79 224H80L81 226H80ZM8 225H9V224H8ZM10 225H9V227H10ZM14 225H15V224H14ZM25 225L27 226V224H25ZM25 225H24V226H25ZM33 225H34V223H33ZM33 225H32V227H30V229L33 228ZM48 225H49V224H47V230H48V229H51L50 227L48 228ZM51 225H52V223H51ZM54 225H55V224H54ZM54 225H52V226H54ZM58 225H59V224H57V226H58ZM24 226H23V224H22V225L20 226L19 230L22 229V231H23V230L25 231L26 226H25V227H24ZM29 226H31V225L28 224V227H27V228H29ZM139 226H140V225H139ZM4 227H5V225H4ZM11 227H12V226H11ZM43 227H44V226H43ZM54 227H55V226H54ZM98 227L100 228L99 232L102 231V232L105 233V234H104V233H103V234L105 235L106 238L104 237V235H103V237L106 239V240H104V241L107 242V243H106L107 245H108V242H109V241H110L109 246H110L111 244H112V246H113V244L116 245V244H117L116 241H118V242L120 241V242L118 243V245H117L118 247H114V246H113V249H112V250H111V249L109 250L110 253L112 252L111 255H110V253H109V251H108L109 248H106L105 245H104V246H103V245H99L100 242L102 241L100 238H103V237H102V232H101V237L99 238L100 240H99L98 238H95V237H94L95 239H98V242L100 241L99 244H98V243L95 244V242H97V241H93V242H92V241H91L92 239H91V240L88 239V240H90L89 242H92V243H90V244L87 243V242H88L87 239H86V242H82L87 236H88L89 238H91V236H95L96 233H94V231L98 230ZM105 227H107V228L105 229ZM122 227L124 228L123 225H122ZM12 228H13V227H12ZM12 228H11V229H12ZM34 228H35V226H34ZM34 228H33V230H34ZM52 228H53V227H52ZM55 228H56V227H55ZM76 228H77V231H78V229L81 230V231H80V234L78 235L79 237H78L77 241H73V240H71L72 238H70V237L75 236L74 233H75V231H76V230H75ZM123 228H122V229H123ZM30 229H29V231H30ZM41 229H42V228H41ZM73 229L75 230L74 232H73ZM107 229H108V230H107ZM128 229L130 230V233H131V232H132L131 229H130V228H128ZM128 229H126V230H128ZM31 230H32V229H31ZM37 230H40V229L37 228ZM37 230H35V234L37 233V232H36ZM47 230H46V231H47ZM104 230H106V231H104ZM119 230H121V231H119ZM26 231H27V229H26ZM29 231H28V232H29ZM41 231H42V230H41ZM46 231H43L42 234H44ZM77 231H76V232H77ZM107 231H108V232H107ZM124 231H125V230H124ZM33 232H34V231H33ZM56 232H57V233H56ZM78 232H79V231H78ZM96 232H98V231H96ZM119 232H120V234H122V236L120 235L121 238H123V237L126 236L125 239L123 238V241H121V240H122L121 238H120L121 240L118 239V238H119V235H118ZM134 232H135V231H134ZM134 232H133V233H134ZM21 233H22V232H21ZM30 233H32V231H30ZM30 233H29V234H30ZM40 233H41V232H39V234H40ZM47 233H48V232H47ZM51 233H52V230H51ZM92 233H93L94 235H93ZM107 233H111V234H107ZM128 233H129V232H127V234H128ZM133 233H132V234H133ZM135 233H136V232H135ZM135 233H134L133 235H136V236H137L140 232H137L136 234H135ZM26 234H27V232H26ZM39 234H38V235H39ZM42 234H41V235H42ZM73 234H74V235H73ZM90 234H92V235H90ZM30 235L32 236V235H34V234H30ZM30 235H29V236H30ZM41 235H40V237H41ZM45 235H46V234H45ZM45 235H43L42 237L44 238ZM47 235H49V234H47ZM47 235H46V237H47ZM86 235H87V236H86ZM89 235H90V236H89ZM97 235H98V234H97ZM124 235H125V236H124ZM130 235H131V234H130ZM133 235H132V236H133ZM139 235H140V234H139ZM24 236H25V235H24ZM24 236H23V234H20V237L22 238V240H21V242H20L21 244H18V245H19V247L21 248V250L23 249V251H24V248H25L26 253H28V254H32L33 252H31V250H30V248H29L31 245H30V246L28 245L29 239H26V240H28V242H26ZM34 236H36V238L38 237L37 235H34ZM107 236H108V237H107ZM26 237H27V238H31V237H28L27 235H26ZM40 237H39V238H40ZM76 237H77V234H76ZM83 237H85V238L83 239ZM97 237H98V236H97ZM117 237H118V238H117ZM134 237H135V236H134ZM141 237H142V236L140 235L139 237L137 236L136 239L134 238V239H132V240H133L135 243H137V245H138V242H136V241L139 240V238H141ZM33 239H34L33 237H32V239H30V240H31L30 243L33 241ZM73 239H74V238H73ZM82 239H83V240H82ZM116 239H117V240H116ZM34 240H35V239H34ZM39 240H40V239H39ZM39 240H38V241H39ZM41 240H42V239H41ZM44 240H45V239H44ZM48 240H49V239H48ZM74 240H75V239H74ZM81 240H82V241H81ZM107 240H108V241H107ZM140 240L142 241L143 238L140 239ZM35 242H36V241H35ZM35 242H34V243H35ZM38 243H39V242H38ZM38 243H36V244H38ZM103 243H104V242H102V244H103ZM123 243H122V244H123ZM132 243H133V242H132ZM135 243H133L131 246L134 247V246H135V245H134ZM32 244H33V242H32ZM39 244H40V243H39ZM126 244H127V243H126ZM141 244H142V243H141ZM33 245H34V244H33ZM86 245H87V246H86ZM98 245H99V246H98ZM120 245H121V244H120ZM133 245H134V246H133ZM16 246H17V245H16ZM37 246H38V245H37ZM41 246H42V245H41ZM100 246H102V249H99ZM109 246H108V247H109ZM112 246H111V247H112ZM121 246H122V245H121ZM140 246L142 247V245H140ZM87 247H89V248H87ZM132 247H131V250H136V248H135V249H132ZM15 248H16V247H15ZM20 248H19V249H20ZM33 248H35V247H32V249H33ZM40 248H41V247H40ZM45 248H46V247H45ZM100 248H101V247H100ZM104 248H106V250H105ZM127 248H129V246H128ZM139 248H140V247H139ZM12 249H13V248H12ZM42 249H43V246H42ZM42 249H40V250H42ZM123 249H124V248H123ZM21 250H18V252L20 253ZM43 250H44V249H43ZM43 250H42V251H43ZM119 250H120V251H119ZM124 250H125V249H124ZM131 250H128V251H131ZM137 250H139V249H137ZM142 250H143V249H142ZM13 251H14V249H13ZM15 251H16V249H15ZM15 251H14V252H15ZM33 251H34V250H33ZM35 251H36L35 254L37 255V258H36V261H37V259H38V258L40 259V257L42 256V255H40V254H42V253L39 252V248H38V247H36ZM106 251H107V252H106ZM122 251H123V250H122ZM126 251H127V250H126ZM126 251H125V252L123 251L124 254L126 253ZM140 251H141V250H140ZM140 251H139V252H140ZM14 252H13V254H14ZM16 252H17V251H16ZM132 252H134V251H132ZM132 252H131V253H132ZM136 252H138V251H136ZM136 252H134V253H136ZM19 253H18V254H19ZM97 253L94 254V255L97 256ZM106 253H109V255H107V256H108L107 258H105ZM131 253L129 252L128 255H130ZM11 254H12V253H11ZM21 254H23V252H22ZM35 254H34V255H35ZM43 254L45 255L46 253H43ZM61 254H62V256H61ZM14 255L17 256L16 253H15ZM25 255H26V254H25ZM34 255H33V256L31 255V256L34 258V257H35ZM56 255H57V254H56ZM87 255H88V254H87ZM87 255H85V256L82 257L81 259L85 258ZM90 255H91V254H90ZM90 255H89V256H90ZM115 255H114V256H115ZM118 255H117V257H119ZM126 255H127V254H126ZM128 255H127V256H128ZM9 256H10V255H9ZM9 256H7V257H9ZM21 256H23V255H21ZM29 256H30V255H28V257H29ZM54 256H55V255H54ZM59 256H60V257H59ZM124 256H125V255H124ZM124 256L121 255V257H124ZM11 257H12V256H11ZM23 257H24V256H23ZM25 257H26V256H25ZM28 257H27V259H28ZM55 257H56V256H55ZM75 257H74V258H75ZM78 257H77V259H80V258H78ZM87 257H88V256H87ZM121 257H120V258H121ZM13 258H14V260H15L14 262H16L15 264H22L21 261H19L22 257H21L19 260H16V259H15V256H14ZM30 258H31V257H30ZM45 258H46L47 262L50 263V254L47 253V255L45 256ZM52 258H54V257H52ZM96 258H97V257H96ZM96 258H94V259H96ZM101 258H102V257H101ZM115 258H116V257H115ZM115 258H114V259H115ZM126 258H127V257L125 256V259H126ZM31 259H32V258H31ZM41 259H42V258H41ZM41 259H40V260H41ZM69 259H70V258H69ZM92 259H93V258H92ZM111 259H113V258H111ZM116 259H117V258H116ZM122 259H123V258H122ZM122 259H121V260H122ZM42 260H44V259H42ZM53 260H54V259H53ZM56 260H57V259H56ZM67 260H68V259H67ZM74 260H76V258H75ZM83 260L85 261V260H87V258H85V259H83ZM88 260H89V259H88ZM99 260H100V259H99ZM30 261H31V260L29 259V262H30ZM33 261H34V260H33ZM38 261H39V260H38ZM59 261H60V260H59ZM63 261L65 262V260H63ZM69 261H70V260H69ZM78 261H79V260H78ZM84 261H82V262H84ZM89 261H90V260H89ZM91 261H92V260H91ZM96 261H97V260H96ZM96 261H95V262H96ZM110 261H111V260H110ZM117 261H118V263H119V260H118V259H117ZM123 261H124V260H123ZM123 261H122V263H123ZM24 262H25V261H24ZM24 262H23V263H24ZM47 262H46V263H47ZM111 262H112L111 264H114V260H112ZM115 262H116V261H115ZM124 262H125V261H124ZM25 263H26V262H25ZM30 263H31V262H30ZM32 263H33V264H36V262H32ZM32 263H31V264H32ZM41 263H42V262H41ZM49 263H47V264H49ZM77 263H79V262L76 261V264H77ZM99 263H100V261H99ZM101 263H102V262H101ZM106 263L108 264V260H107ZM118 263H115V264H118ZM6 264H9V260H8V258L6 259ZM13 264H14V263H13ZM27 264H28V263H27ZM39 264H40V263H39ZM44 264H45V263H44ZM51 264H52V262H51ZM57 264H58V263H57ZM59 264H60V263H59ZM61 264H62V263H61ZM64 264H65V263H64ZM81 264H82V263H81ZM83 264H85V263H83Z\"/></svg>",
	"mask_w": 264,
	"mask_h": 264
}]
</instances>
